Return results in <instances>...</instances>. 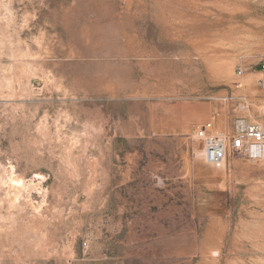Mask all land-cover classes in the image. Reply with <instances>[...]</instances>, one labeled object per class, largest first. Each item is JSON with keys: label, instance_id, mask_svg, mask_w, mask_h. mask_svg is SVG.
I'll use <instances>...</instances> for the list:
<instances>
[{"label": "rangeland", "instance_id": "rangeland-1", "mask_svg": "<svg viewBox=\"0 0 264 264\" xmlns=\"http://www.w3.org/2000/svg\"><path fill=\"white\" fill-rule=\"evenodd\" d=\"M263 60L264 0H0V264H264L263 163L197 136Z\"/></svg>", "mask_w": 264, "mask_h": 264}, {"label": "built area", "instance_id": "built-area-1", "mask_svg": "<svg viewBox=\"0 0 264 264\" xmlns=\"http://www.w3.org/2000/svg\"><path fill=\"white\" fill-rule=\"evenodd\" d=\"M264 72V60L262 62ZM239 68V74L244 73ZM264 85V81L262 80ZM203 126L197 136L203 140L208 162L216 167L225 165L231 155L248 158L251 161H261L264 167V122L251 124L242 131L235 132L230 138L207 133ZM257 148V152L255 151Z\"/></svg>", "mask_w": 264, "mask_h": 264}, {"label": "bare ground", "instance_id": "bare-ground-1", "mask_svg": "<svg viewBox=\"0 0 264 264\" xmlns=\"http://www.w3.org/2000/svg\"><path fill=\"white\" fill-rule=\"evenodd\" d=\"M4 42V41H3ZM14 66H16L17 68H18V72H20V70H24L25 71V69L27 68V63L26 62H24V61H18V62H16L15 63V65ZM28 69H29V67H28ZM15 71H17V70H15ZM30 71V70H29ZM26 72V71H25ZM25 72H23V73H21V74H24ZM26 74H28V73H26ZM254 79H255V76L254 75H252V74H248V75H246V77H245V83L247 84V86H251L252 85V83H253V81H254ZM21 82V81H20ZM24 84V83H23ZM22 84V85H23ZM21 85V84H20ZM252 87V86H251ZM249 88V87H248ZM242 122H244V121H242ZM246 123V122H245ZM243 124V123H242ZM249 125H242V128H246V127H248ZM220 135H223L222 133H220ZM256 152H257V148H256V150H255ZM205 152H206V150H205ZM206 157H207V154H206ZM15 178H16V180H18L19 182L21 181V179H20V177H17V175H15ZM15 180V179H14ZM15 180V181H16Z\"/></svg>", "mask_w": 264, "mask_h": 264}]
</instances>
